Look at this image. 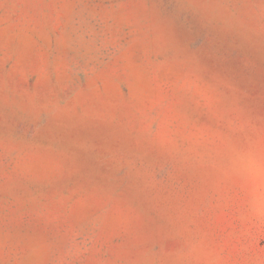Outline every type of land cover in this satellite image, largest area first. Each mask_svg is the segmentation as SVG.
<instances>
[{"label":"rangeland","instance_id":"rangeland-1","mask_svg":"<svg viewBox=\"0 0 264 264\" xmlns=\"http://www.w3.org/2000/svg\"><path fill=\"white\" fill-rule=\"evenodd\" d=\"M264 0H0V264H264Z\"/></svg>","mask_w":264,"mask_h":264},{"label":"clouds","instance_id":"clouds-1","mask_svg":"<svg viewBox=\"0 0 264 264\" xmlns=\"http://www.w3.org/2000/svg\"><path fill=\"white\" fill-rule=\"evenodd\" d=\"M259 218H260L261 220H264V207H261V208L259 209Z\"/></svg>","mask_w":264,"mask_h":264}]
</instances>
